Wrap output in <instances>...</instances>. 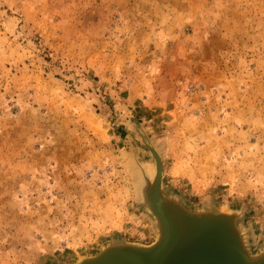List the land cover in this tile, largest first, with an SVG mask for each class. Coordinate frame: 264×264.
Returning <instances> with one entry per match:
<instances>
[{
	"label": "rangeland",
	"instance_id": "374dc122",
	"mask_svg": "<svg viewBox=\"0 0 264 264\" xmlns=\"http://www.w3.org/2000/svg\"><path fill=\"white\" fill-rule=\"evenodd\" d=\"M145 142L264 248V0H0V264L151 244Z\"/></svg>",
	"mask_w": 264,
	"mask_h": 264
},
{
	"label": "water",
	"instance_id": "95a60500",
	"mask_svg": "<svg viewBox=\"0 0 264 264\" xmlns=\"http://www.w3.org/2000/svg\"><path fill=\"white\" fill-rule=\"evenodd\" d=\"M144 146L151 153L155 164V173L147 184L145 195L157 222L156 239L148 245L110 244L97 254L81 258L74 264H264V257L259 258L264 248L254 254L248 252L237 224L236 211L214 208L188 210L182 202L166 194L162 188L161 158L151 145L146 143ZM170 205L178 212L171 213ZM183 220L189 224L188 228L202 229L203 239L200 243L205 246L202 251L187 257L180 256L181 252L178 251L181 248L178 238L183 230L180 224ZM230 232L234 233L235 238L234 235L231 237ZM228 236L229 241L226 238ZM173 249L179 253L176 254L180 257L179 262H171L172 255H163Z\"/></svg>",
	"mask_w": 264,
	"mask_h": 264
},
{
	"label": "bare ground",
	"instance_id": "6f19581e",
	"mask_svg": "<svg viewBox=\"0 0 264 264\" xmlns=\"http://www.w3.org/2000/svg\"><path fill=\"white\" fill-rule=\"evenodd\" d=\"M146 143V142H145ZM142 169V168H141ZM143 170V169H142ZM155 171V164H154V169H153V171H149L148 170V173H149V175L150 176H152L153 177V175H154V172ZM146 172V171H145ZM142 188V187H141ZM140 188V189H141ZM147 188V186H145V187H143L142 189H141V191H140V196H141V198L143 199V202H144V204L146 205V209L148 210V212L152 215V217L155 219V217H154V215H153V213L150 211V207L148 206V204H147V195H145V191L147 190L146 189ZM149 196V195H148ZM169 209H170V212L171 213H177L178 211L176 210V208L175 207H172L171 205H170V207H169ZM188 210H191V209H189V208H187ZM217 210V209H216ZM219 210V209H218ZM225 212H227V211H225ZM224 213V212H223ZM224 214H226V213H224ZM156 221V220H155ZM199 223V222H198ZM156 224H157V222H156ZM181 224V227L183 228V230H181V233H180V236H179V238H178V240L180 241V243H181V248H179V253H180V256H182V257H187V256H189L190 254H192V255H194L195 254V252L197 253V252H199V251H202L201 249H204L205 248V246L203 247V245L204 244H202V243H200V242H202L201 240L203 239V234L200 232V231H202V229L199 227V229H195V228H193L192 229V227H190V228H188V223H187V221H185V220H183V222H181L180 223ZM200 232V233H199ZM231 233V237H233V235H234V233L233 232H230ZM157 234V233H156ZM208 237H209V235H208ZM159 238H160V236H159ZM159 238H157L158 240H159ZM226 238H228V241H229V239H230V236H228V237H226ZM233 238H235V235H234V237ZM156 239V238H155ZM203 247V248H202ZM176 250L175 249H173V251H171V252H168V253H164L163 255L165 256L166 254L167 255H169V256H171L172 255V257H171V262H179L178 261V259L180 258V257H177V255L176 254H179V253H177V252H175ZM174 252V253H173ZM175 254V255H174ZM262 257H264V252H262L261 253V255H260V257L259 258H262ZM77 262V261H76ZM76 262H74V263H76Z\"/></svg>",
	"mask_w": 264,
	"mask_h": 264
}]
</instances>
